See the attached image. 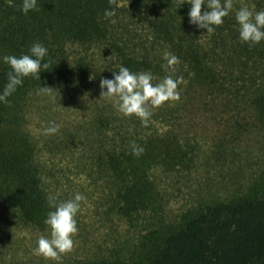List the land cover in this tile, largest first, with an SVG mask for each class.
Segmentation results:
<instances>
[{
  "label": "rangeland",
  "instance_id": "rangeland-1",
  "mask_svg": "<svg viewBox=\"0 0 264 264\" xmlns=\"http://www.w3.org/2000/svg\"><path fill=\"white\" fill-rule=\"evenodd\" d=\"M117 5L125 25L120 45L147 59L144 71L153 74L154 83L168 74L182 77L180 99L152 109L143 126L139 118L123 116L100 97L99 81L118 67L120 52L109 44L72 46V57L85 56L95 72L75 87L55 83L51 94L31 93L22 131L33 145L48 196H85L74 247L58 262L35 254L36 239L48 234L47 226L20 218L16 205L0 202V264L129 262L151 239L167 235L196 209L264 195V41L250 52L237 50L232 42L239 39L235 11L242 6L262 10L264 0H233L226 24L213 32L225 38L223 45L213 42V33L200 31V47L209 53L200 71L180 48L156 39L150 10L132 12L130 0ZM204 10L202 5L201 14ZM165 51L179 59L171 69L163 59ZM223 54L231 57L227 65L220 61ZM210 62L219 74L208 78ZM49 121L60 125L57 133L44 134ZM133 142L151 160L144 170L145 209L129 220L119 210L110 156L131 152Z\"/></svg>",
  "mask_w": 264,
  "mask_h": 264
},
{
  "label": "trees",
  "instance_id": "trees-1",
  "mask_svg": "<svg viewBox=\"0 0 264 264\" xmlns=\"http://www.w3.org/2000/svg\"><path fill=\"white\" fill-rule=\"evenodd\" d=\"M130 3L132 12L150 10L156 39L171 42L186 59L196 60L197 71L206 66L204 58L209 53L198 41L200 31L205 29L189 24V3L180 4V0H130ZM20 4L21 0H0V57L26 53L32 43L39 42L48 50L42 61L48 68L40 72L39 79L23 78L22 85L7 102H0V202L16 205L20 218L26 221H44L51 210L47 188L33 145L22 131L30 94L40 85L50 87L60 83L70 88L91 77L95 71L89 60L85 56L72 57L74 45L109 44L120 52L119 65L133 72L144 71L147 59L126 52L125 46L120 45L119 33L125 25L118 0H112L111 4L109 0H37V10L26 15L20 12ZM113 8L116 14L105 18V9ZM213 35V42L223 45L225 38ZM232 42L237 50L248 52L262 45V41L251 47L239 39ZM228 58L231 57L223 54L220 61L227 65ZM214 66L207 71L208 78L219 74ZM9 70L0 60V89ZM112 71L118 72V67L104 77L111 79ZM262 100L264 106V96ZM113 156H110L114 165L112 181L119 210L130 220L145 209L148 180L144 170L151 158L146 154L131 157L128 151ZM113 264H264V195H245L196 209L176 229L146 243L137 258Z\"/></svg>",
  "mask_w": 264,
  "mask_h": 264
},
{
  "label": "clouds",
  "instance_id": "clouds-1",
  "mask_svg": "<svg viewBox=\"0 0 264 264\" xmlns=\"http://www.w3.org/2000/svg\"><path fill=\"white\" fill-rule=\"evenodd\" d=\"M184 2L190 4L187 13L189 24L206 29L207 33H213L216 26L222 25L223 18L233 9V0H180V4ZM109 3L111 4L112 0H109ZM202 5L205 9L203 14H201ZM19 10L25 15L29 11L37 10V0H21ZM115 14L114 8L104 11L105 18ZM234 18L238 25L240 42L247 43L251 47L264 41V9L255 10L242 6L235 11ZM47 54L48 50L42 43L34 42L26 53L0 57V60L10 68L6 73V83L0 89V102H7V98L22 85L23 78L31 76L33 79H39L40 72L48 68L46 62L42 63ZM163 59L170 69L179 63L178 57L167 51L163 53ZM154 79L150 71L133 72L119 65L118 72L112 71L111 79L101 77L100 97L109 99L118 113L125 117L135 116L143 126H147L153 114L152 109L158 108L165 102L180 99L178 86L183 83L182 77L177 76L174 79L171 74L165 75L156 83L153 82ZM52 92L53 89L46 85H40L37 90V94ZM59 128L58 123L49 121L43 132L52 135L57 133ZM143 151L142 146L132 143V155L139 156ZM84 200L85 196L79 192L65 200H58L55 195L47 197V204L51 210L47 212L43 222L47 226L48 234L37 237L36 247L33 249L35 254L58 262L62 254L72 251L73 237L78 232L76 217Z\"/></svg>",
  "mask_w": 264,
  "mask_h": 264
}]
</instances>
